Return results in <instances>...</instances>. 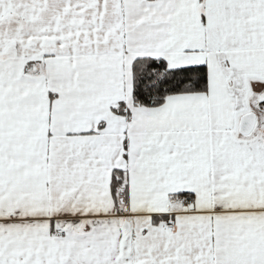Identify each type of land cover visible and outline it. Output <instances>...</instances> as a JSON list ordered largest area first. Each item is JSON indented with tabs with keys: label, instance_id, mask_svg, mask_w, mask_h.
<instances>
[{
	"label": "snow or ice",
	"instance_id": "snow-or-ice-1",
	"mask_svg": "<svg viewBox=\"0 0 264 264\" xmlns=\"http://www.w3.org/2000/svg\"><path fill=\"white\" fill-rule=\"evenodd\" d=\"M0 264H264V0H0Z\"/></svg>",
	"mask_w": 264,
	"mask_h": 264
}]
</instances>
